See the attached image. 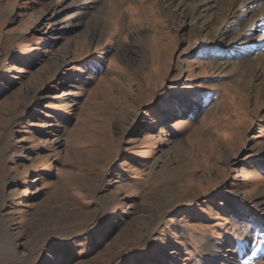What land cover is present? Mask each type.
Listing matches in <instances>:
<instances>
[{
  "label": "rangeland",
  "instance_id": "1",
  "mask_svg": "<svg viewBox=\"0 0 264 264\" xmlns=\"http://www.w3.org/2000/svg\"><path fill=\"white\" fill-rule=\"evenodd\" d=\"M193 4L0 0V264H264V17Z\"/></svg>",
  "mask_w": 264,
  "mask_h": 264
},
{
  "label": "bare ground",
  "instance_id": "2",
  "mask_svg": "<svg viewBox=\"0 0 264 264\" xmlns=\"http://www.w3.org/2000/svg\"><path fill=\"white\" fill-rule=\"evenodd\" d=\"M183 1V0H182ZM194 1V7L198 10H203L204 12L211 9L213 5H217L220 8V13L217 14L218 26L215 30V35L218 38H222L225 32L222 30V25L229 24H237L243 17H245L252 10H257V8H261L257 14L246 23L241 29L242 38H246L252 32H255L256 28H258V24L260 20L264 17V0H192ZM209 16V15H208ZM215 15H210L208 18H205V21H208L209 18H213ZM239 36V35H238ZM224 38V37H223ZM241 38V37H240ZM236 42V41H235ZM234 40L229 41L228 48L233 49L235 47ZM264 42V41H263ZM248 45V44H247ZM249 47V46H247ZM246 52L249 53L250 50L245 48ZM252 68V67H251ZM256 76L260 79L261 73L259 69L255 71ZM258 74V75H257ZM262 192H259L261 195Z\"/></svg>",
  "mask_w": 264,
  "mask_h": 264
},
{
  "label": "trees",
  "instance_id": "3",
  "mask_svg": "<svg viewBox=\"0 0 264 264\" xmlns=\"http://www.w3.org/2000/svg\"><path fill=\"white\" fill-rule=\"evenodd\" d=\"M63 249V248H62ZM64 252H66L67 250H63ZM67 258H65V259H63L62 261H63V263H66L67 262Z\"/></svg>",
  "mask_w": 264,
  "mask_h": 264
}]
</instances>
